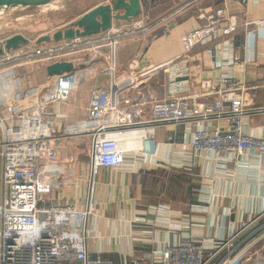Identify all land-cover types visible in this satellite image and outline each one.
Wrapping results in <instances>:
<instances>
[{
	"label": "crops",
	"instance_id": "crops-1",
	"mask_svg": "<svg viewBox=\"0 0 264 264\" xmlns=\"http://www.w3.org/2000/svg\"><path fill=\"white\" fill-rule=\"evenodd\" d=\"M86 1L90 3L84 10L60 27L109 0ZM220 7L239 23L238 31L231 36L218 35L186 51L183 39L187 31L199 25L202 13ZM170 14L173 17L168 25L159 24L147 35L118 44L114 55L116 80L130 76L135 69L174 61L139 87L126 88L124 93L142 94L149 101L176 95L187 96L189 103L205 102L212 95L206 93L204 81H217L231 73L237 81L246 83L243 94L247 105L261 109L245 118L247 130L264 136V27L258 25L264 20V0H143L141 15L127 22L148 17L150 23H156ZM106 33L83 38L101 40ZM65 41L41 45L57 46ZM110 52L111 46L106 45V49L103 46L97 51L62 54L52 62L48 60L49 65L63 64L52 74L45 67L47 60L21 65L19 71H4L0 73V101L11 100L16 109L29 108L36 95L27 96L26 86L19 90V78L43 83V77L51 81L74 71L77 83L68 102L50 103L46 110L53 126L63 131L68 122L87 117L92 89L111 84L112 74L106 69ZM180 69L186 70L181 73ZM175 83L179 87L174 92ZM193 107L190 104L193 118H200ZM149 109L147 105L146 115ZM200 124L207 131H214L230 129L233 122L224 115L196 124L158 127L155 150H143L139 139V146L126 147L122 166H102L94 173L92 137L66 135L59 160L73 175L59 176L52 191L43 195L40 206L49 207L56 202L72 203L79 208L92 205L87 219L89 256L108 257L114 264H133L136 259L141 264H159L153 261L154 251L176 242L187 231L209 245L222 237L229 238L232 231L238 235L230 245H245L254 239L264 245V155L250 150L240 157H220L211 152L195 155L191 137Z\"/></svg>",
	"mask_w": 264,
	"mask_h": 264
},
{
	"label": "built area",
	"instance_id": "built-area-1",
	"mask_svg": "<svg viewBox=\"0 0 264 264\" xmlns=\"http://www.w3.org/2000/svg\"><path fill=\"white\" fill-rule=\"evenodd\" d=\"M172 17L170 14L156 23H150L148 17L133 23L123 21L108 29L101 40H84L83 36H76L57 46L38 44L0 55V73L34 61L52 62L65 53L97 51L103 46L106 49V45L111 46L107 60L112 62L113 57V68L110 62L106 67L112 74L109 87L92 89L86 107L87 117L68 122L63 131L53 126L46 117V110L50 103L68 102L77 83L74 71L58 75L49 81L50 84H35L29 77L19 78V90L26 86L27 96L36 95L29 108L16 109L13 101H0V264H114L108 257L89 256L87 219L92 205L79 208L68 202H56L49 207L39 204L43 195L55 187L59 176L73 175L59 160L61 142L66 135L92 137L94 173L102 166L123 165L127 149L120 145L114 133L138 132L141 148L150 152L156 147L158 127L186 122L196 124L213 116L226 115L233 122L230 129L207 131L201 124L194 129L191 137L193 153L240 157L250 150L264 155V136L251 133L244 124L246 117L261 109L247 105L243 94L247 85L237 81L231 73L222 75L217 81H204L203 85L208 87L206 93L212 98L199 103H189L187 96L171 95L149 101L142 94L130 96L124 93L126 88L139 87L174 61L135 69L122 80L114 79V55L118 44L128 38L147 35L159 24L168 25ZM201 18L199 25L184 36L186 51L218 35L231 36L238 31L239 23L232 21L222 7L202 13ZM258 25L264 27V20ZM15 50L19 51L13 53ZM178 87L175 83L172 91ZM190 104L201 114L200 118H193ZM147 105L150 108L148 115L145 113ZM237 235L232 231L229 238L222 237L209 245L187 231L176 242L154 251L153 261L157 260L159 264H212L213 261V264H264V245L259 239L245 245H230ZM225 247L226 251L217 259ZM141 263L137 259L133 261V264Z\"/></svg>",
	"mask_w": 264,
	"mask_h": 264
},
{
	"label": "water",
	"instance_id": "water-1",
	"mask_svg": "<svg viewBox=\"0 0 264 264\" xmlns=\"http://www.w3.org/2000/svg\"><path fill=\"white\" fill-rule=\"evenodd\" d=\"M52 1L54 0H0V11L9 8L42 6ZM142 11L143 0H109L106 3H99L52 34L40 35L36 39V43L61 41L76 36H87L107 31L114 24L119 25L123 21L129 22L138 18ZM29 40L23 33L12 34L0 42V55L4 54L5 51L19 48L21 45L28 43ZM61 65H63L62 62H58L48 65L47 69L52 74L58 72Z\"/></svg>",
	"mask_w": 264,
	"mask_h": 264
},
{
	"label": "rangeland",
	"instance_id": "rangeland-1",
	"mask_svg": "<svg viewBox=\"0 0 264 264\" xmlns=\"http://www.w3.org/2000/svg\"><path fill=\"white\" fill-rule=\"evenodd\" d=\"M89 3L90 1L86 0H54L42 6L9 8L1 11L0 42L14 33H23L30 40L28 43L21 45L19 49H26L28 45L34 46L36 45V39L40 35L45 33L52 34L57 29L62 28L60 27L62 22L80 14ZM18 51L15 50L13 53ZM45 62L47 63L45 67H47L50 63L48 60ZM109 62L112 64L111 59H109ZM38 64L41 65L40 63ZM42 79L40 81L44 83H49L50 81L45 77Z\"/></svg>",
	"mask_w": 264,
	"mask_h": 264
},
{
	"label": "bare ground",
	"instance_id": "bare-ground-1",
	"mask_svg": "<svg viewBox=\"0 0 264 264\" xmlns=\"http://www.w3.org/2000/svg\"><path fill=\"white\" fill-rule=\"evenodd\" d=\"M1 12V11H0ZM113 68V57H112V66ZM113 136L116 139H119V143L122 147H130V146H134L137 147L139 146V135L138 132L136 131H129L127 133L124 134H120V133H114Z\"/></svg>",
	"mask_w": 264,
	"mask_h": 264
}]
</instances>
